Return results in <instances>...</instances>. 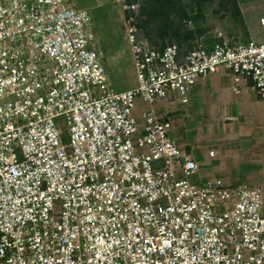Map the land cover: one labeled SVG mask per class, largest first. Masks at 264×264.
I'll list each match as a JSON object with an SVG mask.
<instances>
[{"label": "built area", "instance_id": "built-area-1", "mask_svg": "<svg viewBox=\"0 0 264 264\" xmlns=\"http://www.w3.org/2000/svg\"><path fill=\"white\" fill-rule=\"evenodd\" d=\"M91 30L72 0H0V264H264L261 188L190 182L171 122L133 115L187 105L220 66L264 99V41L217 31L181 54L130 15L135 86L116 90Z\"/></svg>", "mask_w": 264, "mask_h": 264}, {"label": "crops", "instance_id": "crops-1", "mask_svg": "<svg viewBox=\"0 0 264 264\" xmlns=\"http://www.w3.org/2000/svg\"><path fill=\"white\" fill-rule=\"evenodd\" d=\"M228 1L224 17H229L235 26L236 36L229 38L220 28H215L201 30L195 39L207 35L212 39L220 31L231 42H263L264 28L259 19L264 17V0ZM72 3L79 9H92L82 2L72 0ZM128 14L125 19L130 16ZM186 51L181 49L180 52L184 54ZM175 97L176 94L170 92L167 99H158L152 105L137 98L133 115L142 125L141 113L151 108L171 122L170 137L181 154L191 157L198 166L191 176L192 181L221 180L227 186L260 187L264 212V99L260 98L252 83L234 84L231 72L220 66L214 73L195 81L187 105H181ZM210 152L213 154L209 155Z\"/></svg>", "mask_w": 264, "mask_h": 264}, {"label": "rangeland", "instance_id": "rangeland-1", "mask_svg": "<svg viewBox=\"0 0 264 264\" xmlns=\"http://www.w3.org/2000/svg\"><path fill=\"white\" fill-rule=\"evenodd\" d=\"M75 1L92 7L87 12L90 11L93 19V42L104 51V67L110 84L116 90L132 88L134 84L131 54L125 34V17L128 12L135 18L150 44L156 48L176 44L180 49L189 50L199 39L208 47H213L214 38L211 39L209 35L195 39L201 30L220 28L229 38L237 33L229 17H224L228 10V0H172V8L171 5L166 6L164 0ZM125 5H137V8L128 10L124 8ZM197 15L200 18L194 19ZM189 181L195 183L191 177Z\"/></svg>", "mask_w": 264, "mask_h": 264}, {"label": "trees", "instance_id": "trees-1", "mask_svg": "<svg viewBox=\"0 0 264 264\" xmlns=\"http://www.w3.org/2000/svg\"><path fill=\"white\" fill-rule=\"evenodd\" d=\"M205 1V0H204ZM164 3H165V5L167 6V5H171V8L173 7L172 6V0H164L163 1ZM200 18V15H197L194 19H199ZM167 45V44H166ZM166 45H163L161 48H163V47H165Z\"/></svg>", "mask_w": 264, "mask_h": 264}]
</instances>
